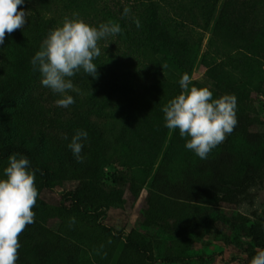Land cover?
I'll return each instance as SVG.
<instances>
[{"label": "trees", "instance_id": "trees-1", "mask_svg": "<svg viewBox=\"0 0 264 264\" xmlns=\"http://www.w3.org/2000/svg\"><path fill=\"white\" fill-rule=\"evenodd\" d=\"M101 1L25 0L18 10L28 11V22L0 46V177L8 156L23 154L39 191L16 264H111L121 243L115 264H191L197 245L212 240L250 264L264 250V211L251 219L226 206L247 200L264 179L254 101L264 86V0H118L115 10ZM57 11L121 27L98 42L96 77L81 70L70 78L79 91L69 93L75 103L68 108L43 103L30 63L60 25ZM207 35L208 84L194 86L213 98L235 95L238 122L202 160L178 129L170 136L162 109L181 93V75L191 77ZM82 129L88 138L78 162L68 144ZM112 166L123 170L106 172ZM69 183L74 189L59 203L44 200V191ZM148 184L138 220L145 231L133 228L124 239V229L106 223L108 212L133 208Z\"/></svg>", "mask_w": 264, "mask_h": 264}, {"label": "clouds", "instance_id": "clouds-1", "mask_svg": "<svg viewBox=\"0 0 264 264\" xmlns=\"http://www.w3.org/2000/svg\"><path fill=\"white\" fill-rule=\"evenodd\" d=\"M25 0H0V46L5 44L6 33L23 29L28 22V11L22 6ZM130 10L125 7L126 15ZM139 27V21L136 22ZM121 32L118 23L107 22L93 26L81 19L66 18L64 23L51 30L30 63L38 71L42 86L60 97L56 105L68 108L75 103L71 92H77L72 80L83 70L93 78L97 75L94 60L100 55L98 42ZM191 78L188 73L181 75V93L163 107L164 126L179 131L186 138L185 148L200 159H207L209 153L230 135L237 125V98L225 94L213 98L207 87L189 88ZM88 132L78 130L72 136L68 148L79 162L87 141ZM7 166L0 177V264H16L21 244L19 235L26 226L35 222L39 191L36 186V170L23 154L12 153L7 158ZM74 224L75 218L70 217ZM250 264H264V250L259 251Z\"/></svg>", "mask_w": 264, "mask_h": 264}, {"label": "rangeland", "instance_id": "rangeland-1", "mask_svg": "<svg viewBox=\"0 0 264 264\" xmlns=\"http://www.w3.org/2000/svg\"><path fill=\"white\" fill-rule=\"evenodd\" d=\"M117 1L118 0H102L100 3V7L106 4L107 8H111L112 10H115V8L117 7L116 6ZM80 15L81 14H79V16ZM57 16H59L60 18V25L58 26L60 27L64 23L66 18H77L78 12L72 14L70 13V11L69 12L57 11ZM82 17L81 20L85 21L86 23L93 26H99V20H97L96 18L92 17L91 19H89ZM208 38L209 35L206 36L200 56L197 62L195 63L193 73L190 77L191 82L189 84V88H191L195 84H202V85L208 84L205 76L206 69L201 63V56L206 49V43ZM261 58L263 59L264 62V50L261 51ZM2 64H3L2 56L0 55V67L2 66ZM37 91L38 94L43 98L42 99L43 103L48 106H50L51 104H56L55 103L56 100L60 98L58 94H54L50 89L44 86H40L37 89ZM254 101H255V106L257 108L256 118L258 121V126L260 125L259 126L260 130L261 129L264 130V86L261 92L254 94ZM172 132L173 130L170 131V136ZM122 170L123 169L120 168L117 172ZM74 186L75 185L73 183H69L53 191L46 190L44 191L42 196L44 200L47 201L48 203L57 204L62 200V197L67 192L72 191L74 189ZM148 190H149V184L143 189V192L139 200L133 203V208L127 209L126 211L112 209L108 212L106 223L115 227L118 230L124 229L125 230L124 239L128 234V232L133 228H138L140 230L145 231V229L139 226L138 220L141 216V211L144 206L145 197ZM126 198L129 200V203L132 204L133 199L131 195L127 193ZM263 211H264V179L261 184H259L257 187H255L250 191V197L247 200L239 204H234V205L232 204L226 206V212L229 215L240 213V214H245L251 219H254V214L256 213L261 214ZM122 247H123V243L120 244L111 264H115L117 262L120 253L122 251ZM259 251L261 250H256L254 254H252V257H254ZM247 258L248 256L241 255L236 249L227 247L221 242H215L212 240L211 245L208 247L197 245L195 261H193L191 264H243L244 260ZM155 264H164V263L156 262Z\"/></svg>", "mask_w": 264, "mask_h": 264}, {"label": "built area", "instance_id": "built-area-1", "mask_svg": "<svg viewBox=\"0 0 264 264\" xmlns=\"http://www.w3.org/2000/svg\"><path fill=\"white\" fill-rule=\"evenodd\" d=\"M115 169H117L116 166H112L111 168H107L106 172H111L113 170L115 171Z\"/></svg>", "mask_w": 264, "mask_h": 264}]
</instances>
